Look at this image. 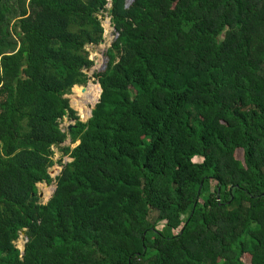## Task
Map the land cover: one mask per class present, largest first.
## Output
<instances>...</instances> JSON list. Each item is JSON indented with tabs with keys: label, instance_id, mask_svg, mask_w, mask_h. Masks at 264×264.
Returning <instances> with one entry per match:
<instances>
[{
	"label": "trees",
	"instance_id": "obj_1",
	"mask_svg": "<svg viewBox=\"0 0 264 264\" xmlns=\"http://www.w3.org/2000/svg\"><path fill=\"white\" fill-rule=\"evenodd\" d=\"M0 264H264V0H0Z\"/></svg>",
	"mask_w": 264,
	"mask_h": 264
},
{
	"label": "rangeland",
	"instance_id": "obj_2",
	"mask_svg": "<svg viewBox=\"0 0 264 264\" xmlns=\"http://www.w3.org/2000/svg\"><path fill=\"white\" fill-rule=\"evenodd\" d=\"M132 0H128V4H131ZM99 18L102 20V25L105 29L103 43L98 45H90L87 46L86 49L90 53V58L94 61V65L91 69L86 70V74L90 77L89 82L86 84L88 86L87 90L84 92V86L86 85H77L75 86L71 94L67 95L70 99L71 107L77 112L78 116L81 118L80 114L82 115L83 119L80 120L83 122H87L91 118L92 111L95 105L99 102V97L101 94V87L97 83L96 78L94 75L96 73L102 72L105 70L108 58L106 56L107 50L112 46L113 41L116 39L117 35L115 30L112 26L110 21V16L107 12H104L98 15ZM98 88L99 91L98 92ZM75 121L71 120L69 117H65L61 121V128L63 131H66L70 125L74 124ZM79 144V141L76 143H71L70 139L59 146H54L53 150L55 155L53 157L55 164L50 168L49 173L53 179V183L51 185H47L46 183L38 184V191L40 202L42 204H46L48 200L52 197L55 187H56V177L60 175L62 172L64 165L71 162L72 158L70 156H63L62 148L64 147H71L74 148ZM61 161V162H60ZM196 162H202V158H195ZM166 225V221H161L158 224V229H164ZM177 232V231H175ZM27 242V238L25 234H20L19 239L15 242L17 248L23 250L25 244ZM248 260V258H247Z\"/></svg>",
	"mask_w": 264,
	"mask_h": 264
},
{
	"label": "water",
	"instance_id": "obj_3",
	"mask_svg": "<svg viewBox=\"0 0 264 264\" xmlns=\"http://www.w3.org/2000/svg\"><path fill=\"white\" fill-rule=\"evenodd\" d=\"M110 1H112V0H110ZM110 6H111V4H110ZM113 12V8L112 7H110V13H112ZM110 19V21H111V17L109 18ZM118 36V35H117ZM104 41H102L101 43H103ZM87 88H88V86L86 85V86H84V89H83V91L85 92L86 90H87ZM101 95V94H100ZM100 98V97H99ZM91 117H92V114H91ZM48 185V184H47ZM49 186V185H48ZM56 188L57 187H55V190H54V193H55V191H56ZM53 193V194H54ZM53 196V195H52ZM51 199V198H50ZM49 199V200H50ZM48 200V201H49ZM26 233V230L24 229V230H22L21 231V234H25ZM25 249V248H24ZM24 249L23 250H21L22 251V254L24 253Z\"/></svg>",
	"mask_w": 264,
	"mask_h": 264
},
{
	"label": "bare ground",
	"instance_id": "obj_4",
	"mask_svg": "<svg viewBox=\"0 0 264 264\" xmlns=\"http://www.w3.org/2000/svg\"><path fill=\"white\" fill-rule=\"evenodd\" d=\"M101 90H102V89H101ZM98 92H100V91H99V88H98ZM98 99H99V98H98Z\"/></svg>",
	"mask_w": 264,
	"mask_h": 264
}]
</instances>
